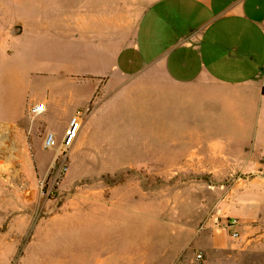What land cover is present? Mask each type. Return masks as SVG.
Here are the masks:
<instances>
[{
  "label": "crops",
  "instance_id": "crops-1",
  "mask_svg": "<svg viewBox=\"0 0 264 264\" xmlns=\"http://www.w3.org/2000/svg\"><path fill=\"white\" fill-rule=\"evenodd\" d=\"M13 22L7 42L15 63L53 79L28 85L19 104L2 105L4 132L25 117H42L49 133H59L60 105L66 113L57 123L68 127L70 116L102 90L95 117L121 123L108 131L133 134L142 131L130 123L136 114L124 124L112 109L149 87L159 139L182 142L192 164H203L198 159L206 155L207 164L220 166L216 179L234 181L222 203L223 222L212 218L196 244L202 260L191 254L183 264H264V0H15ZM23 82L15 79L3 94L18 92ZM39 100L47 111L34 118L30 109ZM106 101L116 104L101 105ZM224 219L238 223L228 228ZM5 246L1 264L14 258Z\"/></svg>",
  "mask_w": 264,
  "mask_h": 264
},
{
  "label": "rangeland",
  "instance_id": "rangeland-1",
  "mask_svg": "<svg viewBox=\"0 0 264 264\" xmlns=\"http://www.w3.org/2000/svg\"><path fill=\"white\" fill-rule=\"evenodd\" d=\"M14 5L15 0H0V51L6 52L0 80L7 82L1 93L14 89L15 79L26 84L0 95V111L5 102L19 104L28 85L36 89L39 81L53 79L15 63L14 44L7 42ZM146 88L133 100L125 95L112 109L113 119L124 124L127 114H136L130 123L142 131L133 134L108 131L121 123L108 126L110 117H95L102 90L70 116L81 122L70 146L63 145L67 127L57 123L66 113L61 105L52 148H45L49 132L42 117H25L11 132L0 125V246L14 254L7 264H118L120 258L128 264H183L191 254L197 257L196 244L212 218H222L234 181L216 179L220 166L207 164L206 155L198 159L203 164H192V150L182 142L159 139L157 100Z\"/></svg>",
  "mask_w": 264,
  "mask_h": 264
},
{
  "label": "built area",
  "instance_id": "built-area-1",
  "mask_svg": "<svg viewBox=\"0 0 264 264\" xmlns=\"http://www.w3.org/2000/svg\"><path fill=\"white\" fill-rule=\"evenodd\" d=\"M46 111H47V103L41 102V103L36 104L30 109V114L32 115V117L36 118V117L43 116L46 113ZM80 127H81V122H80L79 117H74L69 121L68 127L65 130V135L63 139L64 147L70 146L73 143ZM55 142H56V136L53 133H49L45 139V148H52ZM213 219L217 226H220L221 223L223 222V218H220V217L214 216ZM237 223H238L237 220L224 219V224L228 228H231L237 225ZM233 236L237 238L239 234L235 232ZM197 259L201 260L202 255L198 254Z\"/></svg>",
  "mask_w": 264,
  "mask_h": 264
},
{
  "label": "bare ground",
  "instance_id": "bare-ground-1",
  "mask_svg": "<svg viewBox=\"0 0 264 264\" xmlns=\"http://www.w3.org/2000/svg\"><path fill=\"white\" fill-rule=\"evenodd\" d=\"M91 196V195H90ZM82 201V200H81ZM84 202V201H83ZM88 203V202H87ZM83 204V203H82ZM81 204V205H82ZM85 204V203H84ZM79 205V204H78ZM87 205V204H86ZM88 206V205H87ZM84 207V206H83ZM82 207V208H83ZM86 212H87V210H86ZM72 217V216H71ZM74 219V218H73ZM79 219V218H78ZM21 220H23V219H21ZM70 220V219H69ZM72 222H73V220H72ZM88 222V221H87ZM79 224V223H78ZM72 225V224H71ZM70 225V226H71ZM73 226H74V224H73ZM78 226V225H77ZM74 227H76V226H74ZM77 228V227H76ZM79 228H81V226L79 227ZM83 228V227H82ZM83 230V229H82ZM71 231V230H70ZM77 231V230H76ZM75 230H74V233L76 232ZM63 232V231H62ZM78 232V231H77ZM81 232V231H80ZM73 233V232H72ZM58 234V233H57ZM63 235H64V233H62ZM60 235V234H59ZM69 235H71L70 233H69ZM55 237V236H54ZM65 240V239H64ZM68 241V240H67ZM51 242V241H50ZM61 242V241H60ZM50 245V244H49ZM51 245H53L54 246V244H51ZM46 249V248H45Z\"/></svg>",
  "mask_w": 264,
  "mask_h": 264
}]
</instances>
